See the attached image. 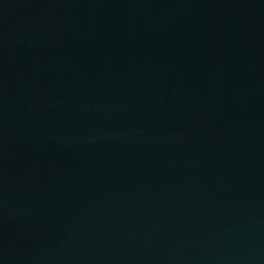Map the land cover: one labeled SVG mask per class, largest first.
I'll return each instance as SVG.
<instances>
[{
	"label": "water",
	"instance_id": "obj_1",
	"mask_svg": "<svg viewBox=\"0 0 264 264\" xmlns=\"http://www.w3.org/2000/svg\"><path fill=\"white\" fill-rule=\"evenodd\" d=\"M0 264H264V0H0Z\"/></svg>",
	"mask_w": 264,
	"mask_h": 264
}]
</instances>
